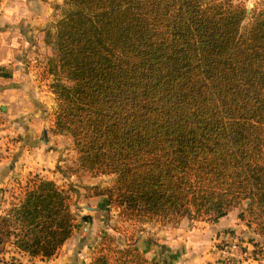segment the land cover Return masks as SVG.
<instances>
[{
  "label": "trees",
  "instance_id": "1",
  "mask_svg": "<svg viewBox=\"0 0 264 264\" xmlns=\"http://www.w3.org/2000/svg\"><path fill=\"white\" fill-rule=\"evenodd\" d=\"M47 36L76 176L116 214L90 264H158L134 244L145 221L238 218L264 234V0H63ZM0 214V252L52 258L76 229L71 188L30 174ZM13 195V194H11Z\"/></svg>",
  "mask_w": 264,
  "mask_h": 264
},
{
  "label": "rangeland",
  "instance_id": "2",
  "mask_svg": "<svg viewBox=\"0 0 264 264\" xmlns=\"http://www.w3.org/2000/svg\"><path fill=\"white\" fill-rule=\"evenodd\" d=\"M232 1L243 3L250 12L263 0ZM42 2L48 8L47 26L68 8L63 0ZM46 30L28 31L33 36L23 54L24 71L0 72V166L5 167L2 170L7 174L0 180V214L10 202H17L21 185L30 174L70 187L76 229L58 253L45 261L90 264L92 251L104 236L112 234L121 242L128 236L112 229L116 214L108 210L106 197L93 194V186L109 184L112 176L71 174L68 167L77 158L72 141L64 134L52 132L57 99L51 87L55 77L48 71V59L55 50ZM240 211L241 207H236L214 222L188 218L178 222L145 221L133 233L134 244L158 264H264V234L240 220ZM84 217L89 225L84 223ZM7 246L4 252L8 251ZM1 263L23 264L6 254L0 256Z\"/></svg>",
  "mask_w": 264,
  "mask_h": 264
},
{
  "label": "crops",
  "instance_id": "3",
  "mask_svg": "<svg viewBox=\"0 0 264 264\" xmlns=\"http://www.w3.org/2000/svg\"><path fill=\"white\" fill-rule=\"evenodd\" d=\"M47 11L48 8L46 10V4L42 0H0V72L24 71L25 55L23 54L29 49L26 45L30 44L29 41L33 36L28 31L41 33L40 30L43 28H47V32L54 31L57 20L47 26V23L45 24ZM26 57L30 56L26 54ZM23 89L27 90L26 86H23ZM0 164L3 165V162ZM2 168L5 167L0 166V180L7 176ZM84 218V223L89 225L86 217ZM7 247L8 251L0 252V256L13 255L23 264H53V262L30 258L27 254L17 251L11 244Z\"/></svg>",
  "mask_w": 264,
  "mask_h": 264
},
{
  "label": "built area",
  "instance_id": "4",
  "mask_svg": "<svg viewBox=\"0 0 264 264\" xmlns=\"http://www.w3.org/2000/svg\"><path fill=\"white\" fill-rule=\"evenodd\" d=\"M2 264V263H1Z\"/></svg>",
  "mask_w": 264,
  "mask_h": 264
}]
</instances>
